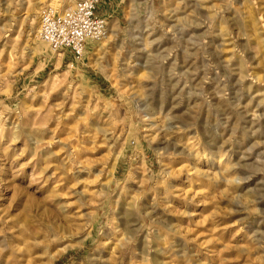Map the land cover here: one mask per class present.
Segmentation results:
<instances>
[{
    "label": "rangeland",
    "instance_id": "rangeland-1",
    "mask_svg": "<svg viewBox=\"0 0 264 264\" xmlns=\"http://www.w3.org/2000/svg\"><path fill=\"white\" fill-rule=\"evenodd\" d=\"M46 4L0 0V264H264V0H100L81 59Z\"/></svg>",
    "mask_w": 264,
    "mask_h": 264
},
{
    "label": "built area",
    "instance_id": "built-area-1",
    "mask_svg": "<svg viewBox=\"0 0 264 264\" xmlns=\"http://www.w3.org/2000/svg\"><path fill=\"white\" fill-rule=\"evenodd\" d=\"M100 0H76L75 4L59 11L51 4L43 5L38 16V38L53 51H63L76 59L100 41L107 30V18L97 12Z\"/></svg>",
    "mask_w": 264,
    "mask_h": 264
},
{
    "label": "bare ground",
    "instance_id": "bare-ground-1",
    "mask_svg": "<svg viewBox=\"0 0 264 264\" xmlns=\"http://www.w3.org/2000/svg\"><path fill=\"white\" fill-rule=\"evenodd\" d=\"M73 4H74V0H69L68 8H71L73 6ZM107 32H108V28H107L104 36L100 39L101 42L99 41L100 45H104L106 43V41L109 40L110 35Z\"/></svg>",
    "mask_w": 264,
    "mask_h": 264
}]
</instances>
